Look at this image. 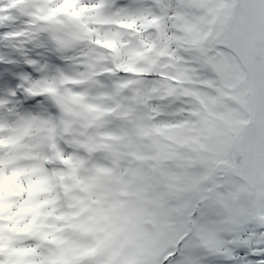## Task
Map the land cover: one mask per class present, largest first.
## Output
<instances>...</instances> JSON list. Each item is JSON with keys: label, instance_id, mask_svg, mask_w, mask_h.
I'll return each mask as SVG.
<instances>
[{"label": "snow or ice", "instance_id": "6c2138e0", "mask_svg": "<svg viewBox=\"0 0 264 264\" xmlns=\"http://www.w3.org/2000/svg\"><path fill=\"white\" fill-rule=\"evenodd\" d=\"M0 264H264V0H0Z\"/></svg>", "mask_w": 264, "mask_h": 264}]
</instances>
